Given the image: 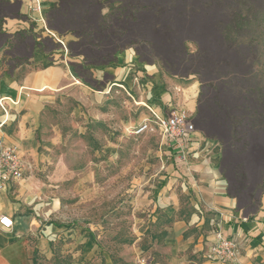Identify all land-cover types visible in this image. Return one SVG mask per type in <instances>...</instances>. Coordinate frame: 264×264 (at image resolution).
I'll use <instances>...</instances> for the list:
<instances>
[{
    "label": "rangeland",
    "instance_id": "1",
    "mask_svg": "<svg viewBox=\"0 0 264 264\" xmlns=\"http://www.w3.org/2000/svg\"><path fill=\"white\" fill-rule=\"evenodd\" d=\"M102 1L108 4L112 0ZM175 1L172 4L183 3L185 0ZM188 1L198 3L204 0ZM56 4L60 2L55 0L48 13ZM62 6L67 7L71 14L89 10L91 21H96L95 6L89 5L88 0H75L68 6L61 3ZM237 7L241 11L242 22L238 40L251 46L250 53L246 47H243L240 55L231 50L225 51L219 44L213 43L211 37L202 35L204 41L201 42V48L207 51L211 60L202 58L181 62L175 66L176 74L168 71L162 58H156L155 55L145 61H154L162 75L181 82L187 70L196 68L213 76L216 71L210 62L221 57L227 58L226 62L229 63L225 65L224 62L217 67L219 71H236L241 76L242 72L249 70L254 56L256 60L250 69L253 75L249 77V84L256 82L264 91V0H241L236 7L230 5L226 14L219 3L211 7V10L218 20L223 21L229 19L231 10ZM178 8L168 3L160 15L147 17L146 21H159L163 24L172 20L183 22L185 19L179 17L181 11L177 12ZM58 20L61 21L60 18ZM198 20L206 25L211 23L208 16ZM107 32H101V36ZM124 34H120L121 42L136 37L132 32ZM155 36L165 39L166 33ZM115 41L117 38H114ZM69 42H65V45L68 46ZM108 43L109 48L111 44ZM59 45L62 46L58 41L45 40L46 48ZM78 50L95 57L106 52L75 49L76 52ZM246 80L248 77H238L236 82L240 85L245 83L246 86ZM93 87L96 91L107 90L98 105L103 115L98 120L82 122L79 119L78 122H72L70 113L60 107L56 112L60 132L49 139L38 136L40 145L37 158L28 160L23 157L30 164L24 177L31 179L24 190L26 194L38 198L39 206L40 225L34 238V263L150 264L163 260V228L169 221L162 212L160 197L165 190L166 179L174 171V148L157 127L135 132L138 124L150 116L147 106L153 108L151 100L145 99L142 86L131 89L126 86L124 89L114 85L110 76L105 74L101 81L93 82ZM164 87L169 92H180V88L172 83H164ZM203 92L201 109L207 118L212 119V102L221 100L222 105L232 109L240 101L241 88L224 86L217 91L205 88ZM220 117H223V113ZM192 123L195 130L208 127V123H201L197 118ZM224 125L214 121L211 127L219 135L225 136ZM249 140L251 144L243 152L238 148L239 145L231 149L223 143L219 144L220 167L225 165L228 179L222 175L231 189L243 187L239 191V204H248L244 211L252 213L260 202L259 190L254 185L255 180H251L250 174L244 175V171L254 173L257 169L255 159L261 151L264 134L251 135ZM193 229L191 227L188 231ZM261 246L264 247V244ZM188 257L196 261L202 258L192 253ZM250 261L252 264H264V248L254 251Z\"/></svg>",
    "mask_w": 264,
    "mask_h": 264
},
{
    "label": "crops",
    "instance_id": "2",
    "mask_svg": "<svg viewBox=\"0 0 264 264\" xmlns=\"http://www.w3.org/2000/svg\"><path fill=\"white\" fill-rule=\"evenodd\" d=\"M53 3L44 2L46 20ZM36 16L23 3L0 0V98L7 109L5 113L0 107V140L17 145L28 160L39 155L38 136L49 139L60 132L56 117L60 107L70 113L72 122L98 120L103 115L98 105L107 92L96 91L93 83L78 75L73 64L82 62L81 55H71L61 45L46 48L45 40H57ZM54 33L64 43L74 39L71 33ZM188 47L195 49L193 43ZM90 71L94 81L108 74L114 85L124 89L142 86L145 99L151 100L157 112L166 115L183 110L191 120L197 115L201 81L195 75L181 82L162 75L156 63L143 60L134 46L118 50L111 64ZM164 83L174 84L180 92H169ZM187 147L190 172L174 163L160 197L169 221L163 228L165 254L163 260L150 264H252L253 252L264 248V192L258 208L245 212L228 192L218 139L197 128ZM29 180L0 183V216L13 220L9 228L0 224V264H35L34 238L40 220L38 198L24 190ZM191 227L194 231H188ZM216 231L244 239L235 261L220 263L208 257ZM189 253L202 258L190 260Z\"/></svg>",
    "mask_w": 264,
    "mask_h": 264
},
{
    "label": "trees",
    "instance_id": "3",
    "mask_svg": "<svg viewBox=\"0 0 264 264\" xmlns=\"http://www.w3.org/2000/svg\"><path fill=\"white\" fill-rule=\"evenodd\" d=\"M56 1H59L63 5L67 4L68 6L70 2L75 0ZM160 1L112 0L108 4H104L102 0H88V4L95 6L96 9L94 13L96 16L95 22H92L88 16L89 10L81 14H71L67 7H60V4H56L48 13L46 23L49 29L59 35L71 33L76 38V40L69 42L67 49L71 55H82V62L75 63L73 66L78 75L91 83L94 80L92 79L90 69L98 65L111 64L115 60V53L128 46H134L138 55L143 57V60L153 58V55L156 58H162L166 69L173 71L174 74L178 73L174 71L175 66L181 62H189L202 58L211 60L212 57L208 55L207 51H203L204 49L201 48V42L204 41L202 35L211 37L212 42L219 44L225 51L231 50L235 54L240 55L243 47H246L248 53L251 52V46L245 45L238 40L240 36L239 27L242 25V22H240L241 11L238 7L236 10H231L229 19L223 21L218 20L216 15L212 13L213 10H211V7L219 3L223 7L224 14H226L225 12L230 5L236 7V5L240 4L241 0H204L198 3L185 0L183 3L176 4H172L173 2H177L175 0ZM168 3L173 8L179 7L177 12L181 11L179 17L182 16L185 19L183 22L177 23L175 20H172L163 24L159 21H146L147 17L160 15ZM104 9H107V11L103 14L102 11ZM202 16H208L211 23L208 25L201 23L198 19ZM190 18H193V20H188ZM104 31H108L107 34L109 36L107 34L101 36V32ZM125 32H132L136 34V37L121 42L120 34L123 35ZM158 33H166L165 39L158 38L157 36L154 37V34ZM114 38H117L115 43ZM108 42L111 44L109 48L107 47ZM189 43L194 44L195 49L193 51L189 49ZM76 48L88 49L89 51L106 50V52L95 57L81 50L76 52ZM214 60L210 62L213 70L216 71L215 73L213 72V76L206 74L205 70L198 68L185 72V77L195 75L202 84L199 95L200 99H198V112L195 118L200 119L201 123H208V127L202 129L204 135L217 138L220 143L225 144L231 149L239 145L238 148L243 152L251 144L249 140L251 135L260 136L264 134V91H262L256 82L249 84V77L253 75V71L250 69L253 67L256 57H252L249 70L242 72L241 76L236 71H219L217 67H220L224 62L225 65L229 63L226 62L228 60L227 58L221 57ZM238 77H248L246 86L245 83L241 85L237 84L236 79ZM224 86L241 88V93H239L240 101L232 109L222 105L221 100L212 102L213 118H207L205 112L201 109L200 100L204 95L203 91L205 88H211L217 91ZM206 110H208L207 107ZM222 113L223 117L221 118L220 115ZM214 121L217 124L225 123V136L219 135L217 130L212 129L211 126ZM255 162L258 166L253 171L254 173L246 170L244 171V175L250 174L251 180H255L254 185L259 190V196L261 197L264 192V142L261 145V151L257 153ZM221 172L228 179V174L223 164L221 166ZM227 189L229 194L236 198L238 207L244 210L248 204H239V191L243 187L241 189H231L230 185H228ZM89 235L93 239L92 234L89 233Z\"/></svg>",
    "mask_w": 264,
    "mask_h": 264
},
{
    "label": "built area",
    "instance_id": "4",
    "mask_svg": "<svg viewBox=\"0 0 264 264\" xmlns=\"http://www.w3.org/2000/svg\"><path fill=\"white\" fill-rule=\"evenodd\" d=\"M23 3L31 13L37 14L36 20L41 21L46 27V15L44 13V2L47 0H10ZM55 1V0H54ZM52 36L62 44L64 50L67 48L63 40L53 31L49 30ZM4 98H0V107L7 113L4 106ZM13 102V101H12ZM150 116L145 118L136 128V133L143 132L157 127L166 139L171 143L176 153V164L185 166L186 172H190V162L188 156L187 143L190 135L195 131L192 120L183 111H171L165 115L157 112L151 106H147ZM1 125V123H0ZM30 168L20 155L18 146L15 144L3 143L0 140V183L3 185L24 178L25 172ZM12 218L7 215L0 216V224L6 228L12 226ZM244 239L224 235L221 231H216L209 247L208 257L216 262L228 263L238 258L240 248Z\"/></svg>",
    "mask_w": 264,
    "mask_h": 264
}]
</instances>
